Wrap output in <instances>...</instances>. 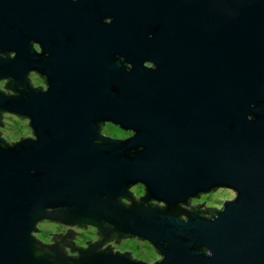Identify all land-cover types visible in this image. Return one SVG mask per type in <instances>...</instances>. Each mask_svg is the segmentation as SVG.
I'll list each match as a JSON object with an SVG mask.
<instances>
[{"label": "water", "instance_id": "obj_1", "mask_svg": "<svg viewBox=\"0 0 264 264\" xmlns=\"http://www.w3.org/2000/svg\"><path fill=\"white\" fill-rule=\"evenodd\" d=\"M4 76L31 135L0 136V264H264V0H0ZM216 187L223 211L189 204ZM43 219L96 239L42 242ZM126 235L163 259L100 247Z\"/></svg>", "mask_w": 264, "mask_h": 264}, {"label": "rangeland", "instance_id": "obj_2", "mask_svg": "<svg viewBox=\"0 0 264 264\" xmlns=\"http://www.w3.org/2000/svg\"><path fill=\"white\" fill-rule=\"evenodd\" d=\"M3 124L0 128L1 134L5 138H16L19 135H23L29 131L27 124L15 117L12 114L4 113L3 117ZM107 131L111 132L112 134H118V130H116L113 126L107 125L105 127ZM142 189L141 184H133L130 186V190L134 193L140 192ZM228 191H232L225 187H216L213 190L202 192L197 197H193L192 201L195 203H200L202 200L203 206H213L216 204L221 205L220 197ZM215 208V207H214ZM37 232L35 233L36 236L40 237L41 239L47 237V232L55 230L57 225L54 222L49 220L43 219L37 222ZM93 234V227L87 226L80 230V234L76 237L77 241L81 242L85 238L91 237ZM122 246L126 247L132 256L142 259L144 261H149L157 258V253L154 251L152 246L144 239H139L136 237H130L121 242Z\"/></svg>", "mask_w": 264, "mask_h": 264}, {"label": "flooded vegetation", "instance_id": "obj_3", "mask_svg": "<svg viewBox=\"0 0 264 264\" xmlns=\"http://www.w3.org/2000/svg\"><path fill=\"white\" fill-rule=\"evenodd\" d=\"M31 42H35V44H32V45H31V43H30V46H31L32 48L34 47V51H36V50L39 48L38 42H37V41H31ZM12 52H14V50L9 51V52H8V55L10 56V53H12ZM38 52H39V51H38ZM146 62H148L147 65H146ZM142 64H144V66H149V65L151 64V61L148 60V59H143V60H142ZM25 76H27V78L29 79V82H30V85H31V86L39 85V86H40V89H44V87H45V83H44V81L41 79V76L38 75L34 69H28V70L26 71ZM5 80H6L5 76H4V77H1V78H0V83H4ZM2 91L5 92V93H6V91H7L8 93H12V90L9 89V88H7V87H3V90H2ZM4 113L12 114V115H14L15 117H17V118L23 120V121L27 124V121H28L27 117H25V116H19V115L15 114V113L8 112V111H2V112H1V118H0V119H1L0 128H1V126H2V124H3L2 117H3V114H4ZM107 125H109V126H113L116 130H118V134H112L111 132L107 131V129L105 128ZM27 126H28V124H27ZM28 128H29V126H28ZM99 131H100V133H102L103 135H107V136L115 137V138H124V137H126V136H129V133H132V130H131V129H129V128L124 129V128L118 126L116 123H112L111 121H108V120L103 121V122L100 124ZM30 135H31V132H30V128H29V131H28L27 133L21 135V136H30ZM0 136H1L2 138H4L6 141H9V142H10V140L13 141V140L18 139V137H19V136H17L16 138H5V137L1 134V131H0ZM135 184H140V183H135ZM131 186H132V185H131ZM129 191L132 192V195H134V197L136 198L137 195H141V194L143 193V188L141 189L140 192H138V193H134L132 190H130V187H129ZM200 194H201V193H200ZM192 198H193V197L189 198V204H191V205H192V204H195V202L192 201ZM122 200L125 201V202H128V201H129V199H126V198H122ZM149 201H151V202H155V200H153V199H150ZM156 203L160 204L161 202H156ZM186 207H188V205H187ZM199 208H203V205H199ZM203 214L206 215V216L209 215V213H206V212H203ZM46 220H47V219H46ZM49 221L54 222V223L57 225V228H56L55 230L48 231V232H50V233L47 232V237H46V238L41 239L40 237H38V236L35 235V233L37 232V230L34 231V236H35L37 239L41 240L42 242H52V239L49 238V236L51 235V233L58 232V231H59L60 233H63V232L65 231V228H69V229H71L72 231H74V233H73V237H70V240H71V241L73 242V244H75V245H80L81 247H84V246L86 245V242H85L84 240L88 239L89 241H92V240L96 239L95 227H94L93 225L85 224V225L83 226V225H79V224H64V223H60V222L53 221V220H49ZM36 224H37V223H36ZM36 224H35V226H36ZM87 226H92V227H93V234H92V236L89 237V238H85V239H84L83 241H81V242L77 241L76 237L78 236V234H80V230H81L82 228H84V227H87ZM36 228H37V226H36ZM75 232H76V233H75ZM130 237H135V236H128V235H126V236L118 237V241H117V242L113 241V237H111L110 239H106V240H104V241L100 244V247H104L105 244L108 243L109 245H112L111 249H113V250H114V249H116L117 251H123V250H124V251H128V252L130 253V251H129L126 247L122 246V244H121V242H122L123 240H125V239H127V238H130ZM136 238H137V237H136ZM62 246H63V248L65 249V253H66V254H75V253H76V250H75V249H73L72 251L68 250V245H62ZM130 254H131V253H130ZM131 256H132V255H131ZM132 257H134V256H132ZM135 258H136V257H135ZM157 258H158V255H157ZM151 261H152V260H149L148 262H151ZM146 262H147V261H146Z\"/></svg>", "mask_w": 264, "mask_h": 264}, {"label": "clouds", "instance_id": "obj_4", "mask_svg": "<svg viewBox=\"0 0 264 264\" xmlns=\"http://www.w3.org/2000/svg\"><path fill=\"white\" fill-rule=\"evenodd\" d=\"M72 2H73V3H76L77 0H72ZM111 22H112L111 19H105V21H104L105 24H111ZM30 43H31V45H32V44H35V42H30ZM33 49H34V47H33ZM38 51H39L41 54H43V49H42V47H39V48L35 51V53H37ZM10 56H11L12 59H14L15 56H16V53H15V52H12V53H10ZM121 62H122V63L124 62L122 58H121ZM125 64H127V63H125ZM147 64H148V62H146V65H147ZM151 67L155 68V64L152 63V64H151ZM6 82H7V80H5V83H6ZM3 87H4V84H3V83H0V90H3ZM6 95L9 96V97H12V95H8V94H6ZM131 135H132V133H129V136H131ZM235 198H236V194H235L234 192H232V191H228V192H225V193L220 197V200H221V201H230V202H231V201H234ZM182 205H184V204H181L180 207H181ZM146 207H147V205H146ZM166 207H167V205H166L164 202L161 201V203H160V207H159V208L163 209V208H166ZM213 207L217 208L219 211H223V208L221 207L220 204L213 205ZM182 219H183V217H182ZM31 235H32V237H34V231L31 233ZM35 255H36L37 257L40 256L39 250L36 251ZM211 255H212V253H211L210 251H207V256L210 257ZM158 259L162 260L163 257H158Z\"/></svg>", "mask_w": 264, "mask_h": 264}]
</instances>
